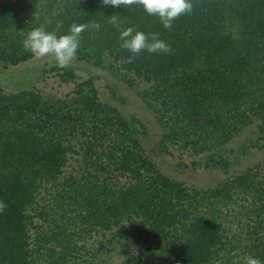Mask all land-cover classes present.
Listing matches in <instances>:
<instances>
[{
    "label": "trees",
    "instance_id": "16d2710c",
    "mask_svg": "<svg viewBox=\"0 0 264 264\" xmlns=\"http://www.w3.org/2000/svg\"><path fill=\"white\" fill-rule=\"evenodd\" d=\"M192 2V13L165 29L139 4L0 0V64L35 57L23 48L34 27L64 34L74 22L98 21L99 32L81 33L79 59L123 71L132 87L146 84L138 94L166 129L161 151L181 144L209 152L206 166L228 171L233 162L218 149L243 129L257 138L232 153L264 148V0ZM112 15L120 29L159 33L172 51H142L127 63L133 54L120 47ZM50 71L73 90L51 99L0 87V264L94 260L116 248L115 235L91 240L116 228L129 235L128 227L164 246H141L124 264L264 262V161L214 187L188 185L158 168L143 146L146 123L102 101L93 77L81 79L75 67Z\"/></svg>",
    "mask_w": 264,
    "mask_h": 264
},
{
    "label": "rangeland",
    "instance_id": "374dc122",
    "mask_svg": "<svg viewBox=\"0 0 264 264\" xmlns=\"http://www.w3.org/2000/svg\"><path fill=\"white\" fill-rule=\"evenodd\" d=\"M53 66H57L54 57H34L28 62L21 63L17 66H4L0 64V87L7 93L15 92L22 88H31L39 92L44 98H57L64 96L75 87V83H63L56 72L50 71ZM70 67H75L76 72L81 79L93 77L96 86L100 90L102 101L111 103L116 106L125 117L137 116L147 125L146 134L141 136L143 146L147 154L150 155L153 162L158 168L173 178L184 181L188 185L198 188L214 187L227 178L239 174L248 167H252L260 161H264V148L249 147L248 153L239 151L231 152L232 149H238L242 145L249 144V138L256 139L257 135L252 134V127H247L238 133L232 141L222 146L218 150L233 162L228 171L219 168L206 166L209 152H203L199 155L191 154L192 149L183 148L181 144H169L170 152L161 151L160 140L166 129L158 121L157 115L142 100L139 91L146 87V84H140L132 87L127 80H123V71H111L97 67L92 63L79 59L78 56L73 60ZM193 160L200 163L193 167ZM74 162V161H73ZM185 162L187 167L179 163ZM129 224V223H126ZM131 226V225H127ZM133 227H128L131 231L129 235H123L118 229L109 232L104 237L97 236L91 240V244L99 240L114 237L116 248L110 255L101 256L92 260L89 256L83 254L84 260L79 264H124L128 254H137L143 251L149 252L156 246H164V242H143L133 233ZM142 264H150L149 259L144 257Z\"/></svg>",
    "mask_w": 264,
    "mask_h": 264
},
{
    "label": "clouds",
    "instance_id": "9594fccd",
    "mask_svg": "<svg viewBox=\"0 0 264 264\" xmlns=\"http://www.w3.org/2000/svg\"><path fill=\"white\" fill-rule=\"evenodd\" d=\"M105 5L120 6L121 4H139L150 16L159 18L165 29L173 27V21L182 15L191 14L194 8L192 0H102ZM120 30V47L133 55L126 58L127 63L134 61L142 51L148 53H170L171 46L160 38L157 32L146 33L142 30L127 27L120 29L119 18L112 15L111 21ZM102 25L95 20L88 23L74 22L67 33L57 34L49 31L45 25L32 28L23 40L25 51L35 57L52 56L59 68L70 67L77 56L81 44V33L85 30L99 32ZM4 203L0 202V212L4 210ZM243 264H264L255 256H245Z\"/></svg>",
    "mask_w": 264,
    "mask_h": 264
}]
</instances>
